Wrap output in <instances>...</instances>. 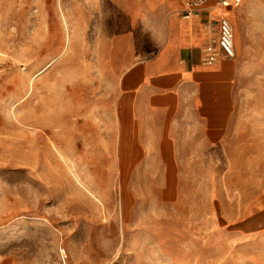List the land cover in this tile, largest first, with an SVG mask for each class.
Returning a JSON list of instances; mask_svg holds the SVG:
<instances>
[{
  "label": "rangeland",
  "instance_id": "rangeland-1",
  "mask_svg": "<svg viewBox=\"0 0 264 264\" xmlns=\"http://www.w3.org/2000/svg\"><path fill=\"white\" fill-rule=\"evenodd\" d=\"M156 3L0 0V264H264V0L230 18L218 137L113 102Z\"/></svg>",
  "mask_w": 264,
  "mask_h": 264
},
{
  "label": "crops",
  "instance_id": "crops-1",
  "mask_svg": "<svg viewBox=\"0 0 264 264\" xmlns=\"http://www.w3.org/2000/svg\"><path fill=\"white\" fill-rule=\"evenodd\" d=\"M156 5L163 13L156 48L120 72L113 102L161 108L166 121L191 113L208 136L218 137L232 114L234 71L216 46L214 60L207 63L205 47L217 37L223 8L208 0L185 17L180 0H157Z\"/></svg>",
  "mask_w": 264,
  "mask_h": 264
},
{
  "label": "built area",
  "instance_id": "built-area-1",
  "mask_svg": "<svg viewBox=\"0 0 264 264\" xmlns=\"http://www.w3.org/2000/svg\"><path fill=\"white\" fill-rule=\"evenodd\" d=\"M182 9L181 13L187 17L193 15L208 0H180ZM216 6H220L224 11L218 18L217 37L215 41L209 42L205 50L207 52L206 62L211 63L214 60V47L226 57L234 55L233 27L231 24L229 12L234 10L241 0H213Z\"/></svg>",
  "mask_w": 264,
  "mask_h": 264
}]
</instances>
